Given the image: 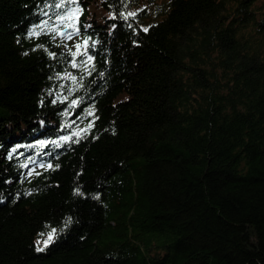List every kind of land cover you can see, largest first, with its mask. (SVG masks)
Listing matches in <instances>:
<instances>
[{"label":"trees","instance_id":"trees-1","mask_svg":"<svg viewBox=\"0 0 264 264\" xmlns=\"http://www.w3.org/2000/svg\"><path fill=\"white\" fill-rule=\"evenodd\" d=\"M60 2L0 0V264H264V0H78L91 76Z\"/></svg>","mask_w":264,"mask_h":264},{"label":"snow or ice","instance_id":"snow-or-ice-1","mask_svg":"<svg viewBox=\"0 0 264 264\" xmlns=\"http://www.w3.org/2000/svg\"><path fill=\"white\" fill-rule=\"evenodd\" d=\"M57 9H65L66 11H62L59 13L56 17V20L53 22V26L48 28L47 32L45 34H49L50 38L55 41L57 39L60 40V44L57 46H63L66 50L68 55L71 57L70 65L72 68L80 69L83 73H86L87 76H91L93 72H95V58L93 55L89 54V49L95 47L96 41H91L90 39L85 38L82 40H78L72 47H69L67 44V41L73 40L75 37H78L80 35V21L79 16L81 14V9L78 4V0H61L60 3H56L54 5ZM125 20H127L129 17H134L135 13L129 12L127 15H124L123 13L120 14ZM110 18L115 19V15L111 16ZM44 24L47 25L48 21H44ZM131 26V25H129ZM148 29L145 28L144 31H147ZM40 33H37L35 31L31 32L29 35H39ZM73 47L75 48V51H73ZM50 56L55 57V53H49ZM100 76H103V73H100ZM85 77L81 75L79 77V81H82ZM67 79H70L74 85H77V89L79 87H82V83L78 82V77L72 75L71 73H67ZM77 89H72L71 91H75ZM64 100H67V96L64 97ZM63 102V101H61ZM55 103V101H53ZM81 103V99H75L71 101V104L69 107H75L78 106ZM65 115H68L66 112ZM87 116H93L95 117L94 109H89L87 111ZM95 119H98V117H95ZM95 119L89 122V124L83 128L80 129L77 132H73L71 136H63L60 139L64 142H76L78 143L80 139L84 138L83 134H86L93 126ZM69 127L71 125H68ZM73 137H76L75 140H73ZM41 145H44L46 142L41 141ZM53 143H56L53 141ZM12 157L9 156V159ZM33 163H35L33 161ZM23 167H28L27 164L22 165ZM39 167L42 168H52L53 166L49 164H43L41 163ZM35 172V169H32L28 174L31 175ZM35 174L39 175L40 173L35 172ZM77 195H83L81 192L77 191ZM98 198V197H96ZM71 222L70 219L68 221ZM56 230L53 229L51 232L47 234V239L43 241L44 247L46 248L54 239ZM43 235V234H41ZM39 243V242H38ZM43 248H37V251H43Z\"/></svg>","mask_w":264,"mask_h":264}]
</instances>
